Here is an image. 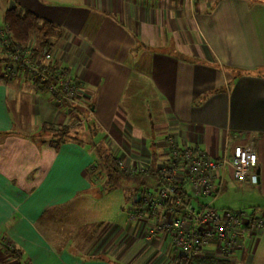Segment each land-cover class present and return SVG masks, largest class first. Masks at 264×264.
Masks as SVG:
<instances>
[{
    "label": "crops",
    "instance_id": "1",
    "mask_svg": "<svg viewBox=\"0 0 264 264\" xmlns=\"http://www.w3.org/2000/svg\"><path fill=\"white\" fill-rule=\"evenodd\" d=\"M12 6L54 23L53 61L80 85L78 102L56 103L0 63V264H18L6 246L25 264H173L179 251L152 228L165 207L130 217L169 138L210 159L252 141L258 186L228 168L212 205L231 210L215 207L230 188L264 200V0H0L1 16ZM101 152L132 170L135 199L93 176ZM181 184L197 203L211 199ZM119 188L122 204H95ZM199 256L264 264V229H239L231 245L210 239Z\"/></svg>",
    "mask_w": 264,
    "mask_h": 264
},
{
    "label": "built area",
    "instance_id": "2",
    "mask_svg": "<svg viewBox=\"0 0 264 264\" xmlns=\"http://www.w3.org/2000/svg\"><path fill=\"white\" fill-rule=\"evenodd\" d=\"M8 28L0 30V45L5 47L9 62L1 73L2 76H25L28 79H37L39 83L46 84L56 103L74 102L78 82L66 70L58 67L52 73L46 71L34 60L25 44H13ZM43 57L52 60L48 51L43 50ZM172 164L166 163L165 168L157 174V187L147 188L142 201L152 209L162 204V199H169L171 204L168 212L174 218L169 223H162L157 229L165 230L170 236L172 246L179 251V256L192 257L200 254V247L210 239L225 241L231 245L237 232L239 222L245 221V212L223 210L220 214L212 203L221 190L222 178L226 169L232 171L233 178L238 181H249L256 184L259 180L256 172L257 155L253 142L234 144L228 153H223L217 159H210L202 152L191 149L179 151L172 140L168 139ZM171 162V161H170ZM175 169L188 170V180L193 185V190L210 195L211 199L205 203H197L193 196H188L178 189L173 182ZM215 179L219 182L215 183ZM131 218L137 213V208L132 207ZM163 212H166L163 210ZM141 215L139 216V218ZM250 223L251 231L263 226L262 216H253L246 219ZM236 231V232H235ZM178 257L173 261L177 264Z\"/></svg>",
    "mask_w": 264,
    "mask_h": 264
},
{
    "label": "rangeland",
    "instance_id": "3",
    "mask_svg": "<svg viewBox=\"0 0 264 264\" xmlns=\"http://www.w3.org/2000/svg\"><path fill=\"white\" fill-rule=\"evenodd\" d=\"M2 18L3 17L0 14V30L4 29V27H1L3 25V19ZM7 34L9 35V37L11 39V35H10L9 31H7ZM57 35H58L57 31L52 32L50 37L47 39L48 43H49L47 45H49V46H46V45L43 46L42 41L45 40V39L42 38L38 34L37 35L36 34H31V36L27 39V41H25V42H23L21 44H25L26 46H28V48H29V50L31 52L32 58L34 60L38 59L39 64L43 67V66H46L50 62V59L46 60L43 57L42 52H43V50L48 51V48H51L53 50ZM5 51H6L5 47H2L0 45V63L4 64L3 65V69L5 67V64H7L9 62L8 55L6 54ZM48 52L50 53L51 59L53 60V52H50V51H48ZM46 71L51 73V70H47L46 69ZM18 78L20 79L19 76H18ZM79 85L80 84L78 82V88H77L78 90H79ZM78 90L76 92V96H75L74 102H72L71 104H74L75 102H78V100H77L78 99V95H77ZM86 123H89V120ZM77 125L80 126L81 124L79 123ZM93 140H95V138H93ZM104 155L105 154H103V157H101L100 160L98 159V161H97L99 163L98 167L95 168V169H92L93 174L97 175V180L102 182L104 186H113L116 183H119L118 186L126 187V189H128V191L126 193V196L129 199H132L133 198V193L135 192V187H133L134 183H129V182L136 181V179L134 177H129V174L131 173L132 170H126V172H125V169H122L120 163L116 160L119 170L126 173V175H123L124 178H125L124 179L122 175L112 172L113 164L110 163V165H109L108 164L109 162L107 163V161L102 160L105 157ZM166 163H168V164L170 163V165L172 164V160H171L170 156L167 158ZM166 163L162 164L158 168H156V167L155 168H151L150 172L152 174H155V173L159 174L160 172L162 173V170L165 168V164ZM147 169H148V167H143L141 170H145L143 172H146ZM175 170H176L175 171L176 173H175V176H173V182H175V185L177 186L178 189L182 190L181 189V186H182L181 183L183 182L184 177L187 178L188 176H190V174L188 173L189 171L188 170H178V169H175ZM124 181H126V182L128 181V183H126V182L124 183ZM144 181H145L144 187H143L142 192L140 191L139 197L137 199L133 198V199H135V201H134L135 205H133V207L137 208V210H138L136 215L134 216V218H139L140 215H141L140 218H143V216H147V215L153 216V215H157V212H158V210L150 208L145 203V201H142V196H144L147 188H149V187L150 188H156L157 187V183L156 184L155 183L154 184L149 183L146 179ZM253 186L256 187L258 185L254 184ZM122 190H123L122 188H119L117 190L112 191L111 193L105 195V197H102L101 199H98L95 202V204L98 203V202L102 203V202H105V201L113 203V202H117L120 198H121V204H122V201L124 199V194H123ZM182 192H184V191L182 190ZM258 195H259L258 191L257 192L256 191L255 192H245L243 194V192H240L239 190H235V189H232V188H230L228 190L224 189L222 191V194L220 195L221 197L218 198L217 202L215 203V207H217L219 209L226 208V209H231V210H235V211L236 210L240 211V209H244L246 212H248V211H250V210L255 208L256 209V213L258 215L262 214V216H264V200L263 201H258V199H255L256 196H257V198H260V196H258ZM161 201H162L161 205L166 208V212L163 213V210H161L160 219L158 218V220L156 222H154V225L152 227L154 229H157L159 226L164 225L166 223H169L170 220L174 218L168 212V206L171 204L170 200L169 199H167V200L162 199ZM252 201H254L256 203L249 204ZM95 206H97V205H95ZM239 206L241 208H239ZM114 210L115 209L114 208L112 209V204H111L110 209L109 208L107 209L108 217L115 216ZM162 223H164V224H162ZM248 225L250 227V223H247V220L246 221H242V222L240 221L238 226H237V229H246V227ZM161 229H164V228H161ZM260 229L261 230L264 229V226L260 227ZM260 229L257 228V230H260ZM250 230H251V227H250Z\"/></svg>",
    "mask_w": 264,
    "mask_h": 264
},
{
    "label": "trees",
    "instance_id": "4",
    "mask_svg": "<svg viewBox=\"0 0 264 264\" xmlns=\"http://www.w3.org/2000/svg\"><path fill=\"white\" fill-rule=\"evenodd\" d=\"M3 21L5 27H7L8 31L10 32L11 41L13 44H21L27 41V39L31 36V34H36V35L38 34L45 39L42 41L43 46L45 45L49 46L47 45L49 44L47 39L56 29L54 23H52L51 21L43 19L29 10L21 11L16 6H12L5 11ZM48 51L53 52L51 48H48ZM43 67H45L47 70H51V73L58 68V66L55 64L53 60H50V62ZM60 68L66 69L63 67ZM33 81H35L37 84H40L39 86L40 88L46 89V84L39 83L37 79ZM63 130L65 129L60 128L59 130L61 135L64 134L62 133L64 132ZM103 154H105L104 155L105 157L102 160L107 161V163L109 162L108 163L109 165L110 163L113 164L112 172L118 173L122 176L126 175L125 172L119 170L116 161L117 159L114 156H112V154L108 152H101L100 157H103ZM97 163L98 162H96L93 169L98 167L99 163L98 164ZM93 176H95L97 179L96 174L95 175L93 174ZM113 186H105L104 188L110 189ZM6 247H7L6 251L11 255V257L15 258L18 261V264H25L21 262L19 250L13 247H8V246ZM177 264H231V263L224 256L220 258H214V257H206V256L198 255L192 257L178 256Z\"/></svg>",
    "mask_w": 264,
    "mask_h": 264
},
{
    "label": "water",
    "instance_id": "5",
    "mask_svg": "<svg viewBox=\"0 0 264 264\" xmlns=\"http://www.w3.org/2000/svg\"><path fill=\"white\" fill-rule=\"evenodd\" d=\"M256 172H257V174H258V169H257V171H256Z\"/></svg>",
    "mask_w": 264,
    "mask_h": 264
}]
</instances>
